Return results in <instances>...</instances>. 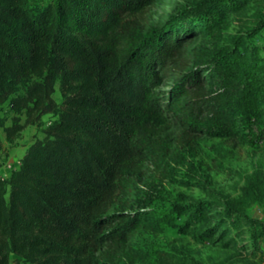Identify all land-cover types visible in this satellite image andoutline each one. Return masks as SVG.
I'll return each mask as SVG.
<instances>
[{
	"label": "trees",
	"instance_id": "obj_1",
	"mask_svg": "<svg viewBox=\"0 0 264 264\" xmlns=\"http://www.w3.org/2000/svg\"><path fill=\"white\" fill-rule=\"evenodd\" d=\"M156 2L0 0V104L36 76L10 106L25 110V125L53 112L48 69L63 96L58 120L0 177V264H145L131 245L137 231L157 230L145 195L201 139L236 144L224 78L201 54H186L192 24L144 25Z\"/></svg>",
	"mask_w": 264,
	"mask_h": 264
},
{
	"label": "rangeland",
	"instance_id": "obj_2",
	"mask_svg": "<svg viewBox=\"0 0 264 264\" xmlns=\"http://www.w3.org/2000/svg\"><path fill=\"white\" fill-rule=\"evenodd\" d=\"M53 1L29 4L42 7ZM173 18L193 25L185 31L192 36L186 54H201L224 78L235 103L238 137L236 144L201 139L185 163L157 182L151 198L144 194V210L157 230L137 231L131 245L147 256L145 264H264V0H157L143 23L161 28ZM46 74L54 82L53 112L25 125V110L10 106L13 97L42 81L36 76L14 83L15 93L0 104V169L8 158L20 160L58 120L60 78L53 69ZM170 87L167 82L161 90ZM10 127L23 128L8 138Z\"/></svg>",
	"mask_w": 264,
	"mask_h": 264
},
{
	"label": "crops",
	"instance_id": "obj_3",
	"mask_svg": "<svg viewBox=\"0 0 264 264\" xmlns=\"http://www.w3.org/2000/svg\"><path fill=\"white\" fill-rule=\"evenodd\" d=\"M22 157L16 163L12 161V159L8 158L9 160L6 166L0 169V177L4 179H8L11 176L12 172L19 168ZM12 259H15V257L13 256Z\"/></svg>",
	"mask_w": 264,
	"mask_h": 264
}]
</instances>
